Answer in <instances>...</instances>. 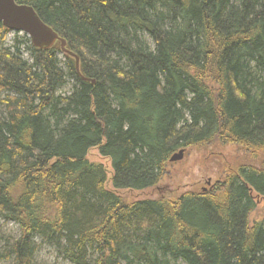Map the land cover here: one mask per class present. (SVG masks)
Instances as JSON below:
<instances>
[{
    "label": "trees",
    "instance_id": "1",
    "mask_svg": "<svg viewBox=\"0 0 264 264\" xmlns=\"http://www.w3.org/2000/svg\"><path fill=\"white\" fill-rule=\"evenodd\" d=\"M17 1L79 67L60 41L0 47V217L21 232L0 258L35 264L49 245L70 264H264V218H249L264 162L171 198L120 194L159 185L180 149L264 150V0Z\"/></svg>",
    "mask_w": 264,
    "mask_h": 264
},
{
    "label": "rangeland",
    "instance_id": "2",
    "mask_svg": "<svg viewBox=\"0 0 264 264\" xmlns=\"http://www.w3.org/2000/svg\"><path fill=\"white\" fill-rule=\"evenodd\" d=\"M25 35L23 32L9 30L5 38L0 39V47L12 45L17 36L23 39ZM24 56L30 58L28 53H25ZM60 59L65 60L62 55H60ZM73 87L74 81L69 79L67 84L60 89V93L68 95L72 92ZM89 158L92 161L103 162L108 168L110 167V161L103 158L97 149H93L89 153ZM258 160L264 162V150L251 154V152H246L235 145H226L217 140L205 147L186 150L182 160L168 166L169 171L159 185L142 191L123 190L120 191V194L130 201L143 198H171L189 189L206 188L238 165ZM255 199L256 206L249 216L251 222L264 218V198L257 195ZM20 233L17 224L5 221L0 217V235L3 238L0 242V249H4L7 240L17 238ZM0 264H12V261L0 258ZM35 264H70V262L60 256L56 248L43 245L38 249Z\"/></svg>",
    "mask_w": 264,
    "mask_h": 264
},
{
    "label": "water",
    "instance_id": "3",
    "mask_svg": "<svg viewBox=\"0 0 264 264\" xmlns=\"http://www.w3.org/2000/svg\"><path fill=\"white\" fill-rule=\"evenodd\" d=\"M0 23L9 30L27 34L32 44L43 50L51 48L57 41H60L62 50L75 56L79 67V58L66 48V40L43 21L33 6L20 3L17 0H0ZM184 155L185 149H180L173 154L171 161L182 160Z\"/></svg>",
    "mask_w": 264,
    "mask_h": 264
}]
</instances>
